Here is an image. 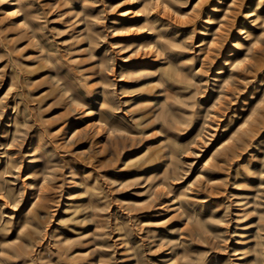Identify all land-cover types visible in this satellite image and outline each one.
<instances>
[{"label": "rangeland", "instance_id": "obj_1", "mask_svg": "<svg viewBox=\"0 0 264 264\" xmlns=\"http://www.w3.org/2000/svg\"><path fill=\"white\" fill-rule=\"evenodd\" d=\"M0 264H264V0H0Z\"/></svg>", "mask_w": 264, "mask_h": 264}]
</instances>
